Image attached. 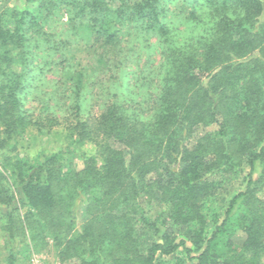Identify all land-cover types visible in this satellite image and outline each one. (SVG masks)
<instances>
[{"label":"trees","instance_id":"16d2710c","mask_svg":"<svg viewBox=\"0 0 264 264\" xmlns=\"http://www.w3.org/2000/svg\"><path fill=\"white\" fill-rule=\"evenodd\" d=\"M27 1L32 11L0 6V214L10 238L30 225L76 264H167L179 255L185 264H264L263 0H206L183 31L164 20L161 0ZM58 10L68 17L65 39L46 30ZM143 33L157 37L158 63L151 52L126 71L136 53L126 46ZM32 48L58 55L45 66L59 79L41 84L42 67L28 72ZM76 50L92 69L71 63ZM88 83L109 96L83 120ZM43 87L58 97L44 100ZM32 92L45 118L24 110ZM68 94L73 106L63 110ZM53 103L72 123L57 119ZM46 124H66L69 138L95 144L97 155L82 169H64L58 155H18L12 142ZM240 179L239 190L226 191ZM18 198L30 209L24 218ZM153 203L163 211L152 222L145 205Z\"/></svg>","mask_w":264,"mask_h":264},{"label":"rangeland","instance_id":"374dc122","mask_svg":"<svg viewBox=\"0 0 264 264\" xmlns=\"http://www.w3.org/2000/svg\"><path fill=\"white\" fill-rule=\"evenodd\" d=\"M113 4L115 7L116 3L115 0H105ZM264 2V0H263ZM206 0H161V7L163 10V16L164 20L169 23V25H173V28L176 30H184L187 26V23H184V19L186 16H189V13L191 12H197V14L204 13V6L207 5ZM6 4L5 7L7 12L9 14H12L13 11H32L34 6L28 2L27 0H0V6ZM264 9V8H262ZM58 14H56V18L50 19L49 26H46V30L52 34L56 35V39H59L62 37V39L66 38V35L64 33L65 29V23L68 20V17H66L65 12L63 10H58ZM54 17V16H53ZM10 18V17H9ZM48 21V22H49ZM264 21V10L263 14L260 17V22L262 23ZM47 22V23H48ZM66 28V27H65ZM65 35V36H64ZM75 37V48L78 47L79 44L82 43V37L85 35L84 32L78 31L76 34H74ZM144 37H137L135 40L133 39L130 45L126 47L135 48L134 51L136 53L131 54V58H129V61L127 63H124L126 66H131V68L124 69L126 71L134 72L136 67L135 64L142 60V63H145L147 58L151 55V52H153L155 55L153 57V61L158 63L159 57L156 55V51L153 50L157 47L158 39L156 36L148 37L147 34L143 33ZM149 44V45H148ZM150 48L148 49V47ZM143 48V49H142ZM45 52H38L32 48L30 51L33 52V55H35L36 60H34L33 65L28 70V72H31L30 70H33L35 68L33 67H42L43 72L46 73L44 75L43 80L39 78L37 81L42 83H45L50 80H54L56 77V74L60 70L55 69L53 66H45L46 62H50L52 58L58 59V55L54 54L53 57H48L49 49L45 48ZM70 57V56H69ZM75 60L73 61L71 58V63L73 65H80L82 67L89 66L90 69L93 68L94 62L90 57H87L85 54H82L80 51H75L74 54ZM17 70L19 72L23 71V68L21 66L17 67ZM126 77L128 78V75L126 74ZM106 78V77H105ZM49 79V80H48ZM56 79H59L57 77ZM58 81V80H56ZM119 83V82H118ZM123 83V80L120 81V84ZM88 83L87 89L88 93L86 97L83 100V109L82 114L80 118L83 120H90L92 118H95L97 115H99L104 108V105L106 104V100L108 99L109 95H102L100 94V89L93 86V89L90 87ZM45 85V84H44ZM54 85H57L55 83ZM43 87L41 93H43V99H47L48 96L57 98L58 96H54L52 94V90L48 88L47 90ZM54 88V87H53ZM52 88V89H53ZM90 91H93V93H90ZM98 92V93H97ZM48 95V96H47ZM37 94L35 92H32L31 94L27 95L26 98L23 101L24 110L28 111L29 115H33L35 118L37 117H44L40 116L39 109L42 106V103L40 102V98H37ZM70 94L67 95V98H63V101H61V107L64 109H67L68 107L71 109L73 106H69L73 100L70 99ZM70 101V102H68ZM53 105L56 107V117L57 119L60 118V121H68L69 123H72V119L69 118L71 113L64 114V111H60V106L53 103ZM243 106V105H242ZM67 111V110H66ZM43 118V119H44ZM47 125V124H46ZM66 127V124H65ZM64 124L62 126H58L56 128H50L48 125L46 128H44L42 131V134L37 131L36 128L30 127L29 130L25 133V135L21 138L15 139L12 142V146L17 150L16 152L18 155L25 157L30 162H38L43 160L46 157H49L51 155H58L59 160L61 164L63 165L64 169H67L70 165H75L76 168L82 169L84 167V162L87 158L93 157L97 155V148L95 144L91 142H86L84 145L81 144H75L74 140H71L69 138V134L67 131H65ZM12 184V181H10ZM241 186V179L236 181L235 184H228L225 187L226 191L228 192H234L235 190H239L238 187ZM258 198L264 202V189L259 190L257 194ZM211 205V206H210ZM219 203H216L215 206L217 207ZM17 207L19 209L20 216L24 218L26 213L30 210L29 207L23 205L20 202V199L18 198ZM210 209H213V204H209ZM145 211L147 212L146 217L151 219L153 222L163 211V207L159 204L153 203L152 206H149L148 204L145 205ZM204 214H212L210 210L208 211L207 208L204 210ZM6 218L0 214V264H8V259L12 255H14L15 263L14 264H76L77 261L73 260H66L62 259L59 254L58 250L56 248V244L54 239L51 235L44 233L41 235L34 234L27 224H25V229H21L19 235L15 240H12L7 232L3 229V226L6 224ZM143 227V226H142ZM167 264H185L183 261V256L179 255L177 259L170 260Z\"/></svg>","mask_w":264,"mask_h":264}]
</instances>
